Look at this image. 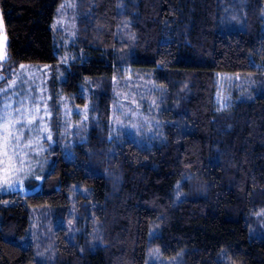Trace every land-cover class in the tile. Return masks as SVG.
Here are the masks:
<instances>
[{
  "label": "trees",
  "instance_id": "obj_1",
  "mask_svg": "<svg viewBox=\"0 0 264 264\" xmlns=\"http://www.w3.org/2000/svg\"><path fill=\"white\" fill-rule=\"evenodd\" d=\"M59 1L0 0V77L59 60ZM77 27L62 88L88 77L96 115L51 149L34 191H0V264H44L25 237L44 208L70 225L46 264H264V0H78ZM124 66L154 99L148 136L112 131ZM216 73L254 84L220 109Z\"/></svg>",
  "mask_w": 264,
  "mask_h": 264
},
{
  "label": "rangeland",
  "instance_id": "obj_2",
  "mask_svg": "<svg viewBox=\"0 0 264 264\" xmlns=\"http://www.w3.org/2000/svg\"><path fill=\"white\" fill-rule=\"evenodd\" d=\"M78 0H60L52 21L55 51L59 60L52 65L22 63L0 77V191H34L26 181L40 178L37 168L51 163V149L65 150L72 145L73 135L88 127L96 115L95 85L88 77L79 92L63 91L65 64L77 53L70 46L76 39ZM7 60V34L0 12V61ZM114 79L115 99L111 105L110 123L113 132H129L148 136L154 132L156 120L150 115L154 99L146 94L144 77L137 78L124 66ZM215 99L218 108L231 105L235 94L251 90L253 80L231 73H216ZM94 86V87H93ZM150 87V85H149ZM77 96L84 98L83 102ZM153 100V101H152ZM145 102V103H144ZM144 104V105H143ZM149 109L144 111V107ZM148 113V114H147ZM154 123V124H153ZM31 225L25 237L36 241L37 255L48 262L53 229L70 226L67 220L52 221L48 208L33 209ZM43 242L39 244L38 239Z\"/></svg>",
  "mask_w": 264,
  "mask_h": 264
}]
</instances>
